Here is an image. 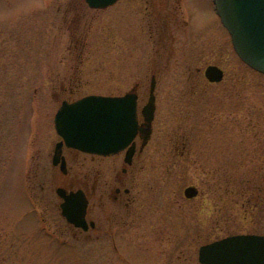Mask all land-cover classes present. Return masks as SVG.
<instances>
[{"label": "rangeland", "instance_id": "rangeland-1", "mask_svg": "<svg viewBox=\"0 0 264 264\" xmlns=\"http://www.w3.org/2000/svg\"><path fill=\"white\" fill-rule=\"evenodd\" d=\"M179 3L174 10L178 20L172 16V42L165 45L146 38L143 0H122L105 10L91 9L85 0H0V264L102 262L99 246L89 247L84 236L70 238L61 216L55 189L67 182L56 181L51 170L59 139L54 118L62 104L54 100V88L74 74L70 102L88 95H124L137 82L150 86L154 60L160 87L155 135L150 155L139 165L146 160L150 167L142 175L148 184L140 199L156 207L146 213L150 222L131 229L184 232L181 247L196 253L239 229L264 233V206L250 213L249 206L236 204L264 202V190L249 196L245 185L264 177V75L239 58L213 0ZM149 15L157 20L170 16L164 7ZM73 19L72 34L64 24ZM187 19L190 25L184 26ZM10 56L17 68L11 67ZM208 65L226 72L221 84H206L202 76ZM35 77L41 89L33 108ZM147 98L143 95L140 108ZM35 123L38 135L33 148L29 141L30 149ZM184 142L188 150L181 158L174 148ZM114 160L102 166L112 167ZM122 161L117 159L119 166ZM85 165L84 154L69 160L77 170ZM29 167L42 170L39 177L32 173L30 185L22 175ZM191 185L200 193L190 200L184 190ZM30 186L43 202H32ZM234 219L237 224L230 222ZM54 230L65 233L58 237ZM11 249L22 259L18 255L10 261Z\"/></svg>", "mask_w": 264, "mask_h": 264}, {"label": "flooded vegetation", "instance_id": "flooded-vegetation-1", "mask_svg": "<svg viewBox=\"0 0 264 264\" xmlns=\"http://www.w3.org/2000/svg\"><path fill=\"white\" fill-rule=\"evenodd\" d=\"M120 1L122 0H119L117 3H119ZM130 1L136 2L142 0H130ZM143 1H145V8L144 10H142V14L144 17L142 23L143 26L142 29L145 30L147 36L146 38L149 41L155 43L159 41L161 43L165 42V45H167V42L170 44L173 39L171 32L172 30L171 27L173 25L172 16L177 17V13L174 10L179 8L181 4L179 2H181V0H176V2L175 1L172 2V0H143ZM156 7L158 8L164 7L166 13L170 15L168 20H166V18H164L163 20H157L155 18L150 17L149 15L150 10L156 9ZM73 22L74 19L72 20V22H69L68 24L66 22L64 24L67 25L68 31H71L72 34L74 31ZM183 25L189 26L190 25L189 20L188 19L184 20ZM146 29L149 31V35H147ZM24 50L28 51L27 48H24ZM10 63H11V67H15V68L18 67L17 63L14 62L11 56H10ZM156 66L157 64L156 61L154 60L153 61L154 71L152 73L153 74L152 78L154 77L156 80V87L154 91L156 98L155 118L159 104L158 95L160 94L159 93L160 87L158 82V74H157ZM206 68L204 69V75L202 76V78L204 77L206 84L207 85L218 84V83H211L206 79L205 77ZM196 72L198 74H201L202 68L201 67L196 68ZM30 77L31 75L28 74L25 75L23 79L27 81L28 78ZM225 77H226V72L223 81L225 80ZM35 78H36V82L34 83V86L35 85L36 86L34 88L35 90L34 94L36 95V98H34L31 101V105L33 108H35V101L39 102V98H40L39 89H41V87L39 86L41 85L40 81H38L37 79L38 77ZM63 79L59 80L57 86L54 88L55 89L54 100L56 101L62 100V104L64 102L69 103L70 99L74 96L75 75L74 74L69 75ZM131 90H134L138 96V110H137L138 123H139V127L142 128L145 124V119L142 114V111L150 98L151 86L143 87L141 86L140 83L137 82L131 88ZM143 95H145V97L148 95V98L146 104L140 108L139 103L141 102ZM155 118L151 126V130H152L151 137L145 145H143L144 139L141 135V132L139 131L133 143L130 144L128 148L115 155L102 156L97 154L81 153L76 149L69 148L66 145H63L62 156L66 160V168L64 171L61 169V163L57 166L53 165V156L56 145L62 141V138L58 134L54 123L55 131L59 139L55 144L53 154L52 152L49 153L50 155L52 154V166H51L52 176L56 178V181H59L62 178L67 182L66 184H62L61 182L57 183L55 192L56 195L58 196L57 190L59 188H62L68 194L77 191H81L83 193L84 198L86 199L85 221L87 228L85 229L84 227H77L76 225L69 223L66 220V218L62 216V211H61V216L65 221L67 228L66 232L69 233L70 238L72 237L75 240V239H79L80 236H84L89 247L92 246L96 247V245L99 246L100 248L99 254L101 255L102 262L98 264H203L200 262V248L203 245L197 250V253L196 251L189 252V250L193 248L181 247V245L183 244L184 237H186L184 235V232L181 231L163 232L161 230L148 231V230L131 229L133 227L138 228L139 226H142V224H145L146 222H150L151 219L147 217L146 213L148 210L155 211V207H156L154 202H143V199H140L143 197V192H142V189H144L143 186L148 184L146 183V179H144L142 175L145 174L148 175L150 171V167L147 166L146 160L143 162V164L139 165L142 162V160L148 158V155H150L151 153L150 146L153 140V136L155 135V123H154ZM36 135L38 134H37V125L35 123L34 128H32V133H30V137L28 139V144L29 141H32V145H31L32 148L35 142L34 139ZM31 146L29 144L30 149ZM131 147H133V153H132L131 163L129 164L125 162V159ZM187 150L188 149L186 142L183 143L180 149L178 148V146L174 148V151H177V153L180 154L181 158L185 157ZM33 154H31V156ZM80 154H84L86 156V165L84 166L82 171L80 169L77 170L74 169L72 166H69L70 158H74V156H78ZM109 158H115L113 166L112 167L102 166L103 162ZM118 158L123 159L120 166L117 162ZM41 171L42 170L40 169V167H36V169L34 167H29L25 172L22 173V175L23 178L25 177L26 182H28V184L30 185L29 182L31 180L32 173L35 174V177H39ZM45 185H46L45 181L44 183L40 182V188L44 189ZM245 185L247 192H249L250 194L249 196H255L253 193L254 190H255L254 192H258V196H260L264 190V177L261 175L256 176L254 180H250L249 183H245ZM191 186L197 187L196 185H191ZM31 188L32 187L30 186V190L33 192L31 196L34 197V200L32 202H43L41 200V197L38 195L37 191L36 190L33 191ZM58 199L60 200L58 202H60V210H61V203L63 202V200L59 196ZM238 203L239 204L241 203V205L244 206H249L250 213L252 208L254 211L259 210L261 212V209L264 206V202H237L236 204ZM162 206L165 209L167 208L168 205L164 204ZM249 210H246L248 214H249ZM175 211L177 212V210ZM182 212L183 211L181 210V213ZM247 217L249 216L245 215V220H248ZM179 218L183 221V219L184 220L186 219V216L180 215ZM230 222L234 224L238 223L237 220L235 219L232 221L230 220ZM253 223L256 224L257 221L255 220V222ZM253 223H251L250 221V227ZM54 233L58 234L59 237L60 236L59 234H64L65 231L57 232V230L56 231L54 230ZM251 234L264 235V233L262 232H257L251 229L249 230L239 229L234 231L229 236L251 235ZM20 254L21 253H18L16 249L13 250L11 249V252H8L7 256H9V259L11 261L13 257H17L19 255V259L21 260L22 257L20 256Z\"/></svg>", "mask_w": 264, "mask_h": 264}, {"label": "water", "instance_id": "water-1", "mask_svg": "<svg viewBox=\"0 0 264 264\" xmlns=\"http://www.w3.org/2000/svg\"><path fill=\"white\" fill-rule=\"evenodd\" d=\"M91 9L102 10L115 5L119 0H85ZM216 11L232 38L238 56L252 69L264 74V0H214ZM205 77L211 83H220L224 71L217 66H208ZM150 98L143 108L145 124L138 123V96L134 90L123 96L89 95L73 103L64 102L55 117V127L62 141L56 145L53 165L61 163L66 168L62 147L83 153L102 156L115 155L133 143L140 131L145 145L152 134L155 118L156 80L151 81ZM134 146V145H133ZM133 147L125 162L131 163ZM62 216L77 227H86V199L81 191L68 194L57 190ZM185 197L193 199L199 190L189 186ZM203 264H264V235H233L200 248Z\"/></svg>", "mask_w": 264, "mask_h": 264}]
</instances>
